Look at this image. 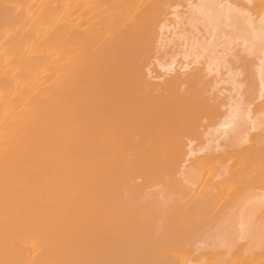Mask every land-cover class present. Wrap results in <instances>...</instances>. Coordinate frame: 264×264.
Instances as JSON below:
<instances>
[{
  "label": "bare ground",
  "instance_id": "bare-ground-1",
  "mask_svg": "<svg viewBox=\"0 0 264 264\" xmlns=\"http://www.w3.org/2000/svg\"><path fill=\"white\" fill-rule=\"evenodd\" d=\"M177 1L0 0V264L262 263L259 242L232 236L235 249L219 226L264 239V0H246L257 18L225 16L229 29L244 26L233 35L241 55L258 51L244 63L246 107L237 70L225 73L238 101H223L222 60L185 28L172 34L194 62L164 61L166 16L182 22L169 12ZM197 2L188 25L213 38L223 12ZM39 98L44 114H32Z\"/></svg>",
  "mask_w": 264,
  "mask_h": 264
},
{
  "label": "rangeland",
  "instance_id": "rangeland-1",
  "mask_svg": "<svg viewBox=\"0 0 264 264\" xmlns=\"http://www.w3.org/2000/svg\"><path fill=\"white\" fill-rule=\"evenodd\" d=\"M188 1H189V2H188ZM197 1H198V0H178L177 3H176L177 5H175V7H176L175 9H176V10H172V9L169 10V12L171 11V12H170L171 14H174L173 11H175L177 14H178V13L181 14V16H180V15H178V16L180 17L179 19H181V21H182L181 23H182V24H181V23L178 24V22H177L178 20H177L175 17H174V18H175V19H174L172 15H170V17L168 16L169 14L166 16V20H167L166 25H167V26H170V29H169L168 31H166V32L163 33V34H165L163 38H166L165 40L169 41V43H171V42H172V43L169 44L167 41H165V42H166V45H165L166 47L164 46L165 48H163V51L166 49V50H165V53H162V51H160V52L162 53V56H163V54H164L165 58L162 57V56H161V57H162V59L164 58V61H165V62H170V60H169L168 58H172V57L175 58L174 61H175L176 64H175V63H174V64H175L176 66H177V65L180 66V65H182V64H186V63H192V62H194V60H195V56H194V53H193V52H195V51H192V52L187 53V54H189V55H187L188 57H187L186 59H184L185 61L183 60L182 57H180V55H181L180 52H184V51H185V49H183V45H185V41L181 40L182 38L179 39L180 41H177L179 37H177V36L174 37V35L172 34V33H176V34H177V33H179L181 30H183V28H185V29H186V30L184 29V30H185V34H186V33H187L186 35H189V34H190L189 36L193 37L194 40L201 38V39L195 41V44L198 45L197 48L199 47V45H200V46L205 45V47H206V48L208 47V48L205 49V50H203V51H204V52L207 51V54H209V55L212 56V57H210V58H214V57H213V55H214V56H215V59H216L217 56H218V57H219L218 59H216V60L213 59V60H215L217 63L220 62V61L222 60V61H221L222 63H218L219 65L221 64V66L219 67L215 61H212V59H211V61H210L209 59H207V55H206V53L203 54L204 56H202V58H203V60H204L203 63H205V61H206V63H207L208 60L210 61V63H211V62L214 63V64H212L213 67L211 66V69H212V71H213V74L216 75V79H215V80H217V76H218V75H219V76H218V77H219V79H218L219 81H218V80H217V81L220 82V80L222 79L221 81H222L223 83L220 84L219 87H216V88H219V92L225 90V92H223V94L221 93V96H220L221 99L223 100V97H224V96L226 97L230 92L233 93L234 95H235V93L237 92V91H236V92H232L234 88L232 89V91L230 90V89H231L233 86H235V85H233V84H232L233 86L230 85L232 82H229V79H228V77H227V74H228V73H227V74L225 73V72H227V71H229V70L231 71V73H232V71L234 72L235 70H237L236 72H238V74L235 72L236 75H235L234 77H235L236 79L234 78V80H235V83L237 82V83L241 84V86L239 87V88H240V90H239L240 92H238V93H241V94L238 95V93H237V95H235V96H236V98H238V100H239V97H237V96H240V97H241V98H240V100L242 99V100H241V103H242V101L246 102L245 100H246L247 98H249V96L251 95V93H253L254 89H253V91L250 90L249 92H247V90H248V88L246 87V83H247V82H246V83L243 82V81L245 80V79L243 78V77H244V76H243V75H244V73H243V72H244L243 69H245V68L247 69L246 66L249 65V64H250V65L252 64V58H255V56L257 55V52H258V51H256V53H255V51L253 50L255 56H252V57H250L251 55L248 56L249 59L251 58V59H250L251 62H250V61L248 62V59H247V54H248V53L245 54V56H244V55H241V54H244V53H246V52H242V49H241V48H239V49L241 50L242 53H239V52L237 51V50H239L238 47H239V46L241 47L240 44H242L243 41L238 39V41L241 42V43H237L238 45H236L235 43L238 42V41H237V39L234 38V37L237 36V35H239V34H241V32H243L244 26H243V24H242L241 27H240L238 30H236V31H233L231 27H230L231 29H229V28L227 27V26H229V23H228V24L225 23V22H229V21L225 18V16L227 15V13H229V17H230V15L233 16V15H235V14L238 13V15H235L236 17H238V16H239V12L241 11V15H240L241 17H239L240 20H241V18H243L244 16H245V17H247V16H249V15L252 16L251 14H253V16H254L257 12L255 11L254 6H251V5L249 6V4H247L246 0H242L241 2H240V0H232V1H231V0H220V1H219V0H207V2H209V1H213V3H215V2L217 3L216 7H215V5L213 6V7H215L214 10H212L213 7H212V8H210L211 6L209 7L210 10H212V14H213V15H215V14L219 15V14L221 13V11L223 12V13L220 14L221 17L219 16L218 24H219V22H220V24H219V26L217 25L220 29L222 28L221 30H223V31L219 32L220 29L216 26V28H217V32H216L215 34H217V33L219 32V34H217L218 36H217V35L215 36V35L212 33L213 38H209L208 35H207L206 33H201V31L203 32L204 30H202V26H201V23H200V22H196V23L191 24L192 26H194V28H191L192 26H191L190 24L188 25V23H190V21H188V18H189L188 15L190 14L191 11H190V8L186 7V5L188 6V4H189V5L196 4V3H198ZM204 1H206V0H204ZM238 1H239L240 3H237ZM184 2H185V3H184ZM187 2H188V3H187ZM211 3H212V2H211ZM241 3H242V4H241ZM244 3L246 4V6H245ZM209 4H210V2H209ZM237 4H238V5H237ZM211 5H212V4H211ZM247 5H248V6H247ZM219 6H224V7H222V9H223L224 11L220 9V11L218 12L217 10H218L219 8H217V7H219ZM230 6L232 7L231 10H230V8H231ZM233 6H234V7H233ZM228 7H229L228 10H230V11L227 12L226 9H227ZM235 7H237V8H235ZM185 8H187V11H190V12H187ZM188 9H189V10H188ZM235 9H237L236 13H234V12H235ZM191 10H192V9H191ZM225 10H226V11H225ZM243 10H244L245 12H244ZM213 11H216L215 14L213 13ZM184 12H186V13H184ZM224 12H226V13L224 14ZM232 12H233V13H232ZM243 12H244V13H243ZM246 12H247V13H246ZM255 12H256V13H255ZM182 13H183V14H182ZM218 13H219V14H218ZM185 14H186V15H185ZM248 14H249V15H248ZM217 15H216V16H217ZM184 16H187V17H184ZM227 16H228V15H227ZM256 16H257V15H255L254 18H257ZM185 18H187V20H186ZM223 18H224V19H223ZM254 18H253V19H254ZM175 20H176V21H175ZM237 20H238V19H237ZM222 23H223V26L220 27V25H222ZM196 24H197L198 26H196ZM224 24H225V26H224ZM184 25H185V27H184ZM173 27H175V29H174L173 31H171V30L173 29ZM186 27H187L188 29H187ZM226 27L228 28L227 30H226ZM216 28H215L214 31H216ZM223 28H225V29H223ZM178 29H179V30H178ZM184 30H183V31H184ZM189 30H190V31H189ZM198 30H199V32H197V36H196V31H198ZM200 30H201V31H200ZM228 30L231 31L230 34H232V35H230V34L228 35V33H229ZM174 31H175V32H174ZM187 31H188V32H187ZM214 31H213V32H214ZM226 31H227V32H226ZM240 31H241V32H240ZM168 32H169V33H168ZM223 32H224V34L227 33V35H224ZM192 33H193V34H192ZM199 33H200V34H199ZM221 33H222V34H221ZM237 33H239V34H237ZM244 33H245V31H244ZM244 33H242V34H244ZM171 34L173 35V37L171 36ZM234 34H237V35L233 36ZM244 35H246V33H245ZM220 36H221V38H218V37H220ZM227 36H229L228 38H229L230 40L227 39ZM230 36H232L233 38L231 37V38H232V39H231ZM239 36H241V35H239ZM223 37H225V38H223ZM171 38H172V39L174 38V39L176 40V42H175V41H172ZM217 38H218V40H217ZM169 39H170V40H169ZM174 39H173V40H174ZM203 39H204V40H203ZM220 39H221V40H220ZM222 39H223V42H222ZM219 40H220V41H219ZM224 40H226V41L228 42V44L230 43L231 45H227L226 41H224ZM232 40H235V41L232 42ZM190 41H191V40H190ZM209 41H210V42H209ZM192 42H193V40H192ZM202 42H204V44H203ZM211 42H212V43H211ZM256 42H257V41H256ZM173 43H174V44H173ZM176 43H177V44H176ZM222 43H223V44H222ZM224 43H225V45H224ZM232 43H234V44H233L234 46H232ZM190 44H191V43H190ZM192 44H194V43H192ZM202 44H203V45H202ZM168 45H169V46H168ZM170 45H171V46H170ZM175 45H176V46H175ZM207 45H209V46H207ZM211 45L214 46V47H216V49H215L214 47H212ZM223 45H224V46H223ZM235 45L238 46V47L235 48ZM210 46H211L212 49L209 48ZM222 46H223V47H222ZM197 48H196V45H195V50H196ZM228 48H229V49H228ZM233 48H234V49H233ZM199 49H200V47L198 48V50H199ZM225 49H226V50H225ZM254 49H255V48H254ZM215 50H216L217 52H216ZM222 50H223V51H222ZM240 50H239V51H240ZM256 50H257V49H256ZM196 51H197V50H196ZM209 51H211V52H210L211 54L209 53ZM227 51H228V53H227ZM236 51H237V53H239L241 56H239V54H238V57H237V53H236ZM166 52H167V53H166ZM224 52H225V53H224ZM231 52H232V53L235 52V54H234V55L232 54V56H231V55H230ZM175 53H178V55H176ZM213 53H214V54H213ZM217 53H218V54H217ZM229 53H230V54H229ZM179 54H180V55H179ZM219 54H221V57H222V58L219 56ZM224 54L227 55V56H226L227 58L223 56ZM174 55H176V56H174ZM191 55H193V56H191ZM166 56H168V57H166ZM234 56H235L236 59L238 58V59H237V60H238L237 63H234V60H236V59H234ZM193 57H194V58H193ZM228 57H230V58H228ZM245 57H246V58H245ZM173 58H172V59H173ZM202 58H201V61H200V59H198V62L200 61V62L202 63ZM172 59H171V60H172ZM220 59H221V60H220ZM223 59H224V60L226 59L225 61H226L227 63H230V65H229V64H228V65L226 64V68H224V67H225V62L223 61ZM232 59H234L233 62H232ZM168 60H169V61H168ZM188 60H189V62H187ZM229 60H230V61H229ZM178 61H179V62H178ZM196 62H197V61H196ZM200 62H199V63H200ZM223 62H224V63H223ZM235 62H236V61H235ZM240 62H241V63L243 62V63L240 64ZM208 63H209V62H208ZM215 63H216V64H215ZM244 63H247V65H245ZM179 64H180V65H179ZM216 65H217V67H216ZM223 65H224V66H223ZM244 65H245V67H243ZM189 66H191V64H190ZM192 66H193V64H192ZM214 66H215V67H214ZM201 67H202V66H201ZM218 67H219L220 69H217ZM221 67H223L224 69L221 68ZM227 67H230V69L228 70ZM242 67H243V68H242ZM213 68H214V69L216 68V69H217V70H216L217 72H218V70L220 71V72L217 73L218 75L216 74V71L214 72ZM249 68H250V66H249ZM226 69H227V70H226ZM156 71L158 72V69H157ZM230 71H229V72H230ZM211 74H212V73H210V77L213 78V74H212V76H211ZM223 74H224V76H222ZM225 74H226V75H225ZM215 75H214V77H215ZM230 75H231V74H230ZM239 75H240V76H239ZM221 76H222V77H221ZM228 76H229V75H228ZM224 77H225V78H224ZM238 77H240V79H239ZM220 78H221V79H220ZM223 78H224V79H223ZM229 78H230V76H229ZM231 79H232V78H231ZM242 79H244V80H242ZM223 80H225V81H223ZM231 81H232V80H231ZM228 82H229V84H228ZM218 85H219V84H218ZM218 85H217V86H218ZM239 88H238V89H239ZM249 88H250V87H249ZM238 89H237V90H238ZM217 90H218V89H217ZM217 90L214 89L215 92H216ZM220 90H221V91H220ZM227 90H230V91L227 93ZM55 91H56V90H55ZM217 92H218V91H217ZM56 93H58V92H56ZM231 93H230V96H232ZM51 94H53V93H51ZM53 95H54V94H53ZM218 95H219V94H218ZM234 95H233V96H234ZM36 96H38V95H36ZM47 96H48V95H47ZM228 96H229V95H228ZM233 96L231 97L232 100L235 99V101H238V100L235 98V96H234V97H233ZM251 96H253V94H252ZM251 96H250V98H251ZM39 97H40V96H39ZM49 97H50V96H49ZM49 97H47V99H49ZM51 97H52V96H51ZM10 98H11V96H10ZM43 98H44V97H43ZM233 98H234V99H233ZM250 98H249V99H250ZM37 99H38V97H37ZM44 99H46V98H44ZM224 99H225V98H224ZM226 99H228V98L226 97ZM249 99H247V102H248V103H249ZM40 100H41V99L39 98L38 105H37V104H34V106L37 105V106H36V107H37V111H36V109H35L36 107H32V106H31V108H33L35 111H34L33 109L29 108V109H31V111H33L32 114H35V113H36V115H37V114L40 113V112H38V111H40V109L38 110V108H39L38 106H40V102H41ZM49 100H50V99H49ZM37 101H38V100H37ZM37 101H36V103H37ZM44 101H45V100L42 101V102H43L42 105L44 104ZM223 101H224V100H223ZM258 101H260V100H258ZM258 101H257V102H258ZM47 102H48V101H47ZM225 102H228V101L225 100ZM247 102H246V103H247ZM255 102H256V101H255ZM239 103H240V101H239ZM241 103H240V104H241ZM246 103H244V104H246ZM244 104L242 103L241 105H244ZM42 105H41V106H42ZM44 106H45V105H43V107H44ZM244 106H245V105H244ZM43 107H42V108H43ZM49 107H50V106H49ZM245 107H246V106H245ZM20 108H21V107H20ZM20 108H19V106H17L16 109H15V111H17V109H18V111H20V110H21ZM240 108H243V107H240ZM250 108H251V107H250ZM45 109H47V108H45ZM54 109H55V108H54ZM243 109H244V108H243ZM42 110L45 111L44 109H42ZM42 110H41V111H42ZM47 110H49V108H48ZM18 111H17V112H18ZM51 111H52V110H51ZM45 112L47 113V111H45ZM27 113H28V112H27ZM29 113H30V110H29ZM41 113H42V112H41ZM41 113H40V115L44 114V112H43L42 114H41ZM18 114H20V113H18ZM32 114H31V118H30V114H29V117H27L28 115H26V118H25V119L29 118V119H27L26 121H25V120H22V121H21V119H23L24 117H23L22 115H20V116H21V118H20V116L18 115L19 118H20V120H18V123H19V121H21L22 123H19V124H23V121H25V122L28 121V122H29V120H31V122L33 123L34 120L32 119ZM22 117H23V118H22ZM32 120H33V121H32ZM49 120H50V119H49ZM53 120H57V119H53ZM50 121H51V120H50ZM50 121H48V123H50ZM24 124L27 126V123H24ZM24 124H23V125H24ZM30 124H31V123H30ZM32 125H35V124L33 123ZM32 125H31V126H32ZM19 126L22 127V125H19ZM26 126H24V127H26ZM36 126H37V125H36ZM21 127H20V128H21ZM25 129H26V128H25ZM34 133H35L36 135H38V133H39V135L41 134L40 131H39V132H34ZM9 134H10V133H9ZM9 134L7 135L8 137H6L5 140H4V141H6V143H8V144H9L10 142H7V140L10 139V138L12 137V134L10 135L11 137H9ZM13 135H15V134H13ZM36 135H35V136H36ZM42 135H43V134H42ZM42 137L44 138V135H43ZM7 138H8V139H7ZM36 138H37V136H36ZM43 138H42V139H43ZM6 139H7V140H6ZM11 139L13 140V138H11ZM14 139H16V136L14 137ZM39 139L41 140V138H39ZM12 140H11V141H12ZM37 140H38V139H36V142H35L36 144H38V143H37V142H38ZM8 141H9V140H8ZM34 141H35V140H34ZM40 142H41V141H40ZM6 143H4L3 145L5 146ZM8 144H7V147L9 146ZM10 145H12V144L10 143ZM0 146H1V145H0ZM1 147H2V146H1ZM1 147H0V148H1ZM8 148H9V147H8ZM11 148H12V147H11ZM11 148H10V149H11ZM8 150H9V149H8ZM3 151H4V150H3ZM5 151H6V150H5ZM8 152H10V151H8ZM196 165H197V164H196ZM196 165L193 166V164H192L191 167H192V166H193L192 168L195 167V170H196V168H199V167H197L198 165H197V166H196ZM205 176H206V173L203 174V177H204V178H205ZM235 223H236V222H235ZM227 224H229V223H225V226H226V227L228 226V229H229L230 226L227 225ZM232 224H233V226L230 224V225L232 226V227L230 228V230H231V229L233 230V228H234V229H235L234 232H233V231H228L227 229H225L226 227L223 229V226H224L223 224H222V225L220 224L222 227L218 225V226L221 228L220 230H221V232L223 233L222 235H225V236H221V234H219V235L221 236V238L224 237V238H222V240L226 239L225 241L230 240V242H231V240H233L232 244H235V243H236V245H234V246H235V249H236L237 246L240 245V243H241L240 241H244V242H245V245H243L244 242L242 243V245L245 246V247L247 246L248 248H249V246H250V245H249L250 242H251V243H256V242L258 243V242H259L258 244H259V245L261 244V243H260L261 241H258V240H257V237H258L259 235L256 236V237H253V235H252V234H254L255 231H252L251 228H248V229H250L251 231H250V230L247 231V229L245 230V228L248 227L247 225H244V224L241 223V224H242V226H241V224H240V227H241V228L243 227V225L245 226V227H244V230H245L246 232L244 233V234H245V235H244L243 232L241 231V229H240L239 227H236V228H235V227H234V223H232ZM236 225L239 226V222H238ZM218 226H217V228H218ZM246 226H247V227H246ZM215 227H216V226H215ZM213 228H214V227H213ZM213 228H212V230L210 229V230H211L210 233H212V235H213L214 232L219 233V232H218L219 230L214 231ZM237 228H239V233H240V231H241V233L243 234V235H241V233H240V236H242L241 238L239 237V235H238V233H237V232H238V230H236ZM223 230H224V231H223ZM242 230H243V229H242ZM244 230H243V231H244ZM213 231H214V232H213ZM236 231H237V232H236ZM225 232L228 233V236H227V234H226ZM247 232H249V235H248V234L246 235ZM250 232H251V233H250ZM207 233H209V232H207ZM210 233H209V234H206V235L208 236V238H207V237L204 238V235H205V234L203 235V238H204V239H209V241L211 240V243H216V242H214V240H215V239H218L220 236L217 234V235H218V238H215V239L212 241V239H213L214 237H216V236H214V235H213L214 237H213V236H209ZM232 233H234V234H232ZM255 234H256V233H255ZM255 234H254V236H255ZM215 235H216V233H215ZM229 235H231V236H229ZM250 235H252V236H250ZM256 235H257V234H256ZM199 236H200V235H199ZM232 236H233V238H235V236H237L238 238H237V237H236V238H237V240H238L240 243L238 244V241L234 243V239L232 238ZM260 236H261V237H260ZM260 236H259V237H260L259 239L262 238L261 240L263 241V240H264V239H263V236H262V235H260ZM209 237H210V238H209ZM212 237H213V238H212ZM211 238H212V239H211ZM236 238H235V240H236ZM239 238H240V240H239ZM252 238H253V239H256L257 241H254ZM219 240H220V239H218V241H219ZM222 240H220V241H222ZM252 240H253V241H252ZM215 241H217V240H215ZM218 241H217V242H218ZM222 242H223V245H226V246H227V245L229 246V244H230V242H229V243H228V242H224V241H222ZM222 242H218L217 245H221ZM263 242H264V241H263ZM219 243H220V244H219ZM224 243H225V244H224ZM257 243H256V244H257ZM223 245H222V247H223ZM248 245H249V246H248ZM254 245H255V244H254ZM259 245H258V248L260 249V251H264V249L261 248V247L264 248V245H263V244H262L263 246H262V245L259 246ZM226 246H224V248H226ZM232 246H233V245H230L229 247H232ZM243 246H242V247H243ZM251 246H253V244H252ZM256 246H257V245H256ZM240 247H241V245H240ZM240 247H238V248H240ZM227 248H228V247H227ZM233 248H234V247H233ZM254 248H255V247H254ZM258 248H257V249H258ZM241 249H242V248H241ZM255 249H256V248H255ZM257 249H256V250H257ZM261 249H262V250H261ZM260 251H259V253H260ZM259 253H258L257 255L262 254V252H261L260 254H259ZM263 253H264V252H263ZM31 256H32V255H31ZM31 256L29 257V259L31 258ZM260 256H261V255H260ZM260 256H256V257H260ZM262 257H263V256H262ZM260 258H261V257H260ZM258 259H259V258H256L255 260L257 261ZM263 259H264V257H263ZM263 259H262V260H263ZM262 260H261V261H262ZM263 262H264V260L262 261V263H260V259H259V261H258L257 264H259V263H260V264H264ZM253 263L255 264L254 261L252 262V264H253Z\"/></svg>",
  "mask_w": 264,
  "mask_h": 264
}]
</instances>
